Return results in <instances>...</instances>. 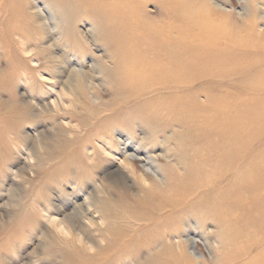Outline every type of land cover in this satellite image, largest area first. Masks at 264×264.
Wrapping results in <instances>:
<instances>
[{"label": "rangeland", "instance_id": "rangeland-1", "mask_svg": "<svg viewBox=\"0 0 264 264\" xmlns=\"http://www.w3.org/2000/svg\"><path fill=\"white\" fill-rule=\"evenodd\" d=\"M253 1L220 2L231 38L264 36ZM97 3L0 0V264H264V191L248 198L247 188L264 178V66L163 77L158 93L137 94L142 27L106 26ZM124 145L140 155L135 176L120 164ZM226 146L227 178L199 194L222 172L205 157ZM145 149L163 185L143 167ZM47 215L70 217L68 234Z\"/></svg>", "mask_w": 264, "mask_h": 264}, {"label": "bare ground", "instance_id": "bare-ground-1", "mask_svg": "<svg viewBox=\"0 0 264 264\" xmlns=\"http://www.w3.org/2000/svg\"><path fill=\"white\" fill-rule=\"evenodd\" d=\"M221 1H224V3H225V1L229 2L230 0H95V2H98L97 4L99 7V11L102 13L101 15H102V18L104 19V21L106 23V26H111L112 29L117 30L118 28H113V27H115V26L118 27L119 25H121V27H122V23L125 21V23H130L131 26H133V24H136L138 28L142 27V29L140 28V30H141L140 41L143 44V47L145 50V53L143 56L144 58L142 61H140V64L138 65L136 72L134 71L133 73H131V75L137 74L138 78L140 79L138 84L136 83L137 85H134V88H136V86H137L136 93L142 94V95H146L150 91H156V92L161 91L163 89V85H162L163 83L161 82L163 80V77L169 78V77L174 75L176 77L175 80H178V82L176 81V83H180V82H186L187 80H189V78H192V80H193V78L194 79H201L204 76H207V77L212 76L213 77L215 75L214 73H216V71H220V69H224L225 71H227V70H229L228 68H234V70H235V69H251V68H256L258 66H264V36L262 35V32L259 31L257 28H254L255 29V31H254V29L252 28L251 33H253V34L251 36L243 35L244 38H240L239 40L231 38L229 35H227L224 32V29H226V28H224L225 26H223L224 24L222 23V20H221L222 18L220 17L219 14H217V13L221 12L220 9H221V7H223L222 5L224 4L223 3L221 5V3H222ZM253 2L256 5V7L264 6V0H254ZM148 3H152L153 5H155L154 10L151 11L150 13H148L145 10V7L147 6ZM237 3H236V5H237ZM240 7H241V5H240ZM217 9H219V10H217ZM238 9H239V7H238ZM238 12H240V11H238ZM224 13H228V12L225 11ZM236 15H238V14H236ZM239 15H242V14L240 13ZM251 15H252V13H251ZM151 16H157L160 19L159 20H153L152 19L153 17H151ZM126 25L128 27H130L128 24H126ZM260 26H262V24ZM234 27H236V26H234ZM238 30H240L239 26H238ZM227 31H231V30H227ZM241 33H242V31H241ZM231 34L234 37L235 33H232V31H231ZM135 35H136V32H135ZM238 35H241V34H238ZM138 45H139V43H138ZM250 53L256 55V58L252 59V57L249 55ZM126 59H127L126 61H129L128 58H126ZM124 60H125V58H124ZM130 60L132 61V60H134V58H132V59L130 58ZM229 72L231 73L230 70H229ZM73 74L83 75V72L79 67L78 68L76 67L73 70ZM133 78L135 79L136 75H134ZM221 78H223V77H221ZM182 80H184V81H182ZM146 84H148V85L152 84V85L149 86V88H146L145 87V86H147ZM176 88H177V86H176ZM52 90H54V92H56L55 89H52ZM62 91L63 90H61L59 92L62 93ZM57 92H56L57 103H60V104L64 103L65 104L66 102H64L63 98H62V97H64V96H62L63 93L61 94V93H57ZM142 95H140V96H142ZM153 95H154V93H153ZM246 122L247 121H245V123ZM246 128H247V126H246ZM111 130L116 132L119 129L115 130V128H110V132H111ZM119 132H120V130H119ZM222 132H221V134H222ZM172 133H173V131H172ZM124 135H125V133H124ZM224 135L225 136L227 135V133L225 131H224ZM128 136L126 137L127 138L126 140H122V141L127 142L130 138ZM106 138L108 141V137H106ZM184 138H182V140ZM243 139H244V137H243ZM109 140L112 141L111 136H109ZM244 141H245V139H244ZM112 142H114V141H112ZM108 143L107 144L104 143L105 146H107ZM139 146L140 145H138V148H136V149H139ZM126 147L127 146L124 145L123 149L120 150L122 157H123L122 163H120V164L123 165V168L128 167L129 170L132 172V174H134V176H135V172L133 169L134 163H135L134 159L137 158L139 154H137L135 151L131 152V153L128 152ZM101 148L102 149L100 151L103 153V155L104 154H110L109 153L110 147L108 148V150H105L107 148H105V149L103 147H101ZM140 150H141V148H140ZM145 150L142 152V156L147 162H149V164L143 165V167L146 170H148L149 172H151L152 174H154L155 177L158 179L157 180L158 183H162V185H163L166 181H168V177H167L168 174H167L165 168H162L161 166H154L153 160L149 156L150 153L148 152V150H146L147 152ZM183 151H185V150H183ZM249 151L250 150L243 153V157H245ZM209 152L210 153H208L207 157H205V158H207L209 163H213L214 161L216 163H218L222 172H221V174L218 175L214 184H212V183L208 184L207 183V184L203 185L201 183V186L202 185L203 186L202 187L198 186V188L200 189L199 194H202L203 192H205L207 190L212 191V190L218 188L219 185L222 184L225 181V179L227 178V146L223 147L221 149H218L217 151L215 149L211 148V150H209ZM90 158H92V157H90ZM251 160H252V157H251ZM87 164H90V162ZM94 166H91V167H94ZM91 169H93V168H91ZM124 170H126V169H124ZM143 173H145V172H143ZM138 180H139L138 183L140 185H143V186L144 185L146 186L145 183H148V181L145 177L141 178V176H140L138 178ZM200 182H197V184ZM73 183L71 185H73ZM77 183H78V181H77ZM98 185H99V183H98ZM247 188H248V193H250L248 198H250L253 195H260L262 193V191H264V178L258 184L248 183ZM80 189H79V191H80ZM99 195H100V193H99ZM185 201H188V200L187 199L184 200L183 198H181L180 202H178V204L173 203L174 206L172 207V210H177L181 206H184L185 204H187V202H185ZM84 203L86 204L87 207H93L94 208V206L92 205V203L90 201V198H85ZM221 206H222V210H225L226 204L223 201L221 202ZM87 210H88V208H87ZM74 212H71V213H73V215L80 213V211H77L75 213ZM52 215H47L46 221L51 226L56 228L61 234L65 233V235H67L68 232H67L66 224L70 221L71 218L70 217L59 218V217H56L57 215L56 216L55 215L52 216ZM73 215H72V218L74 217ZM259 220H260V223L263 224V226H262V229H263L264 228V217H261V219L259 218ZM110 223H111V221H110ZM89 224H90V222H89ZM261 236H262V238H261V241H259V243L264 244V235H261ZM79 238H80V236H79ZM102 239H101V241H102ZM191 241L193 242V240H191ZM178 243H181V242H178ZM159 248L161 249V247H159ZM90 249L91 248H89V250ZM263 252H264V247H263ZM190 253L193 254L194 256H196V254L194 253V251L192 249L190 250Z\"/></svg>", "mask_w": 264, "mask_h": 264}]
</instances>
